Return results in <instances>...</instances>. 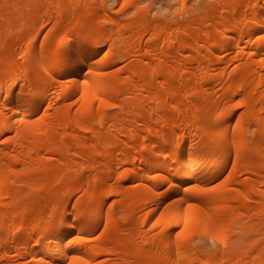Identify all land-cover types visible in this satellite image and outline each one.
<instances>
[{
	"label": "bare ground",
	"instance_id": "1",
	"mask_svg": "<svg viewBox=\"0 0 264 264\" xmlns=\"http://www.w3.org/2000/svg\"><path fill=\"white\" fill-rule=\"evenodd\" d=\"M0 264H264V0H0Z\"/></svg>",
	"mask_w": 264,
	"mask_h": 264
},
{
	"label": "snow or ice",
	"instance_id": "2",
	"mask_svg": "<svg viewBox=\"0 0 264 264\" xmlns=\"http://www.w3.org/2000/svg\"><path fill=\"white\" fill-rule=\"evenodd\" d=\"M125 2H127V0H125ZM76 55V53H73V56H75ZM87 58V57H86ZM87 83V81H85V84ZM110 107H115V105H109ZM189 207H191V205L189 206Z\"/></svg>",
	"mask_w": 264,
	"mask_h": 264
},
{
	"label": "rangeland",
	"instance_id": "3",
	"mask_svg": "<svg viewBox=\"0 0 264 264\" xmlns=\"http://www.w3.org/2000/svg\"><path fill=\"white\" fill-rule=\"evenodd\" d=\"M112 1V0H111ZM154 1H158V0H154ZM193 0H191V2H192ZM112 3V2H111ZM111 5H114V3L113 4H111Z\"/></svg>",
	"mask_w": 264,
	"mask_h": 264
}]
</instances>
